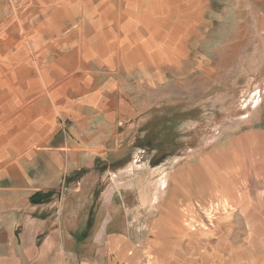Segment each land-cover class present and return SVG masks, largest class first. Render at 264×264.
Listing matches in <instances>:
<instances>
[{
    "label": "rangeland",
    "instance_id": "374dc122",
    "mask_svg": "<svg viewBox=\"0 0 264 264\" xmlns=\"http://www.w3.org/2000/svg\"><path fill=\"white\" fill-rule=\"evenodd\" d=\"M258 2L0 0V186L45 187L59 146L91 142L37 196L48 262L264 264Z\"/></svg>",
    "mask_w": 264,
    "mask_h": 264
},
{
    "label": "crops",
    "instance_id": "0c3cea01",
    "mask_svg": "<svg viewBox=\"0 0 264 264\" xmlns=\"http://www.w3.org/2000/svg\"><path fill=\"white\" fill-rule=\"evenodd\" d=\"M258 5L261 7L264 15V0H259ZM196 10H201L200 4ZM196 13L201 17L202 13L200 11H196ZM200 22L202 21L200 20ZM69 46L71 45L62 44L63 48ZM24 52L28 53L26 45ZM89 58L90 51L86 49L84 59L88 61ZM75 79L76 78L72 79V85H70V83L68 85H62L61 89L75 91ZM82 87L83 86L80 88ZM82 133L85 134L84 131ZM81 140V142L73 145L66 142L59 146L57 148V159L54 160V158H52V163L45 162L46 165L54 166V177L44 181L47 182L45 187L42 185H37V188L35 186L33 187L32 183L29 182V176H26L27 180H24L23 184L25 185L0 186V264H57L48 262V257H57L59 252L51 243V240L54 239V234H48L44 244L43 242L40 243V236L38 240H36L39 234V223L42 222L40 221L42 217L40 219H38L39 217L35 218L36 215H33V213L39 212L40 214L44 209L53 205L51 204L53 202L51 201L52 197L48 202H39L37 196L39 193H52L57 190L55 184L58 182L61 173H59V171H62V169L64 172L70 170L74 171L76 169L80 170V168L90 162L91 142L87 140L85 136H82ZM164 183V180H162L159 186L164 185ZM156 198L157 193L155 190L152 194V201ZM20 200L23 202V205L19 204ZM22 207H25L26 211H29L30 215H25L27 217L29 216L28 219L25 216L22 217L21 215H17L18 210ZM17 218H19V221ZM12 223H14V225L19 223H21V225L23 224L22 231L17 234V227H10Z\"/></svg>",
    "mask_w": 264,
    "mask_h": 264
},
{
    "label": "trees",
    "instance_id": "16d2710c",
    "mask_svg": "<svg viewBox=\"0 0 264 264\" xmlns=\"http://www.w3.org/2000/svg\"><path fill=\"white\" fill-rule=\"evenodd\" d=\"M50 196H51V195H50ZM90 221H91V220H90ZM89 224H90V223H88V225H89ZM88 228H89V226H86V228H85L84 231H82V232H80V233H77V235L74 234V240H76V241L79 242V243H84L85 240H86V237H87V233H88L87 230H89Z\"/></svg>",
    "mask_w": 264,
    "mask_h": 264
}]
</instances>
